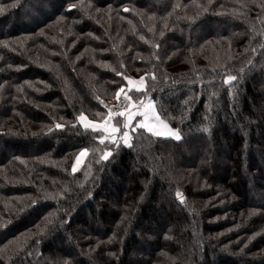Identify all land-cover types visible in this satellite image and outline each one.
<instances>
[{
  "label": "trees",
  "instance_id": "16d2710c",
  "mask_svg": "<svg viewBox=\"0 0 264 264\" xmlns=\"http://www.w3.org/2000/svg\"><path fill=\"white\" fill-rule=\"evenodd\" d=\"M13 3L0 0V264H264V0ZM139 78L131 98L180 139L119 114L129 144L99 142L80 117Z\"/></svg>",
  "mask_w": 264,
  "mask_h": 264
},
{
  "label": "rangeland",
  "instance_id": "374dc122",
  "mask_svg": "<svg viewBox=\"0 0 264 264\" xmlns=\"http://www.w3.org/2000/svg\"><path fill=\"white\" fill-rule=\"evenodd\" d=\"M130 81H132L131 84L128 83V85H127L126 87L120 89V90H123V91H121V95H120L119 98H117V96H116V98H115L114 101H112V102H107V101H106L105 103H113V102H117V101H119L121 98H125V95H128L133 103H136V102L139 103V102H141L143 105H146L148 102H151V104L153 105L152 101H151L148 97H144V96H143V97H140L137 101H135L134 99L131 98V95H132L133 91H137V92H138V91L142 88V86H139V85H138V82L141 81V78H139V79H137V80H133V79H131ZM231 81H232V80H230V81H228V82H231ZM143 84H144V81H143ZM143 84H142V85H143ZM120 90H119V91H120ZM102 110H103V114H101V113L97 114L96 119H94V120H89V119L87 120L86 118H83V120H81V121H82V124H83L84 126L88 127V128H91V129H93V130H95V131H99V132L102 133L101 138L98 139L99 142L101 141L102 138L104 139V141H105V140H109V141L112 142V140L109 139L108 137H109V132H110L111 127L114 126V127L117 129V131H116L113 135L119 139V142L124 143V141H123V133L121 134V136L118 135L119 129H118L117 126L114 125V122H113V117H115V116H117V115H119V114H117V115L111 117V116L108 115V113H106V112L104 111L103 106H102ZM144 111H148V110H147L146 108H143V110L140 111V112H144ZM152 112H155V114H156V111H155L154 105H153V109H152V111H149V112H148V116H145V115H134V116L132 117L131 123H132L133 121H135L136 118H138V119H137L138 121H137V123H136V127H137V128H139L138 125H139L140 123H142V122H149L150 124H155V123H156L155 120H154V119H151V117H152ZM124 113H125V112H124ZM125 114H126V113H125ZM120 115H121V113H120ZM156 115H157V114H156ZM125 117H126V116H125ZM102 118H103V119H102ZM106 122H107V125H106ZM162 122H163V121H162ZM163 124L167 125V124L164 123V122H163ZM142 129H144V130L146 131V133L152 134V135H154V136H156V137H161V138H171V139L177 140V139H175L174 136H170V135H167V134H166V135H162V136H157V135L153 134L152 132H149L146 128H142ZM167 129H168V130H171V132L177 133L176 131L170 129V127H169L168 125H167ZM178 140H179V139H178ZM178 140H177V141H178ZM84 152H85V151H84ZM80 153H81V152H80ZM80 153L77 155V157L80 156ZM77 157L75 158V161H74V164H73V165H76V170L79 169V168L82 166V164H83V162H84V160H85V157H86V152H85V155H84L83 157L80 158V162H79V163H77ZM72 170H73V167H72ZM76 170H75V171H76Z\"/></svg>",
  "mask_w": 264,
  "mask_h": 264
},
{
  "label": "snow or ice",
  "instance_id": "6c2138e0",
  "mask_svg": "<svg viewBox=\"0 0 264 264\" xmlns=\"http://www.w3.org/2000/svg\"><path fill=\"white\" fill-rule=\"evenodd\" d=\"M15 4H16V0H14V3L11 6L14 7ZM125 11H127V9H125ZM234 79H235V77H232V76L227 77V79L225 80V84H227L228 81L234 80ZM129 83L131 84L132 81L129 80ZM142 84H143V78H141V81L138 82L139 86H142ZM121 91H123V90L117 91V93H116L117 98L120 97ZM125 100H127L129 102L128 103V107L130 109L129 111H127L126 114L125 113H121V115H125L126 116V118L124 120V128L125 129L129 128V125L131 123L132 117L134 115H145V116H148V112L152 111V109H153V105L151 104V102H148L146 105H138L136 109H132L131 108L132 101H131V99H130V97L128 95H125ZM140 107H144L148 111L140 112L139 111ZM80 119L83 120V116H81ZM151 119H154L156 123L155 124H150L149 122H142V123H140L138 125V127L139 128H146L149 132H152L153 134H155L157 136H162V135H166L167 134V135H170V136H174L175 139H177V140L180 139L178 133L171 132V130L167 129V125L163 124V122L160 120V117L157 116L155 114V112H152ZM106 125H107V122H106ZM57 127L59 128L60 125H57ZM116 131H117V129L113 126V127H111L110 132H109V137L108 138L111 139L113 143H119V139L113 135ZM123 141H124L125 145L129 144V131H124V133H123ZM100 142L104 143V139L102 138ZM112 154H113L112 152H105L101 159L107 160ZM84 155H85V152L81 151L80 156L77 157V163L80 162V158L83 157ZM75 170H76V165H73V171H75Z\"/></svg>",
  "mask_w": 264,
  "mask_h": 264
},
{
  "label": "built area",
  "instance_id": "2783aa9c",
  "mask_svg": "<svg viewBox=\"0 0 264 264\" xmlns=\"http://www.w3.org/2000/svg\"><path fill=\"white\" fill-rule=\"evenodd\" d=\"M128 101L125 100V98H121L119 101L114 102V103H103V109L106 113H108L109 116L113 117L117 114L120 113H127V111H129V107H128ZM138 105H143L141 102H136L131 104V108L132 109H136ZM144 107H140L139 111H142Z\"/></svg>",
  "mask_w": 264,
  "mask_h": 264
}]
</instances>
